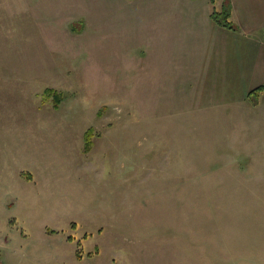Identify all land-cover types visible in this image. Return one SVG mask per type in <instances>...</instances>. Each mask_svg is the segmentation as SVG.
Returning a JSON list of instances; mask_svg holds the SVG:
<instances>
[{"label":"rangeland","instance_id":"1","mask_svg":"<svg viewBox=\"0 0 264 264\" xmlns=\"http://www.w3.org/2000/svg\"><path fill=\"white\" fill-rule=\"evenodd\" d=\"M143 32L134 4L0 0V264H264V113L141 102Z\"/></svg>","mask_w":264,"mask_h":264},{"label":"crops","instance_id":"2","mask_svg":"<svg viewBox=\"0 0 264 264\" xmlns=\"http://www.w3.org/2000/svg\"><path fill=\"white\" fill-rule=\"evenodd\" d=\"M111 2L134 4L141 10L142 48L128 57L131 65L142 69L141 102L154 100L173 106L184 100L201 112L223 105V111L232 110L231 114L239 110L264 113V89L253 93L264 85V0H214V4L210 0ZM75 3L76 9L64 24L65 37L91 38L86 32L91 26L97 28L99 17L83 11L84 2ZM223 4H229L228 19L237 31L219 26L210 18L213 7L221 11ZM85 44L89 43L82 40L80 46ZM135 81L126 87L134 86ZM252 97L255 106L250 103ZM154 111L165 116V109L158 105Z\"/></svg>","mask_w":264,"mask_h":264},{"label":"trees","instance_id":"3","mask_svg":"<svg viewBox=\"0 0 264 264\" xmlns=\"http://www.w3.org/2000/svg\"><path fill=\"white\" fill-rule=\"evenodd\" d=\"M210 2L211 4H214V0H210ZM210 18L219 26L225 27L230 30L237 31V27L228 19L229 18V4H223V8L221 11H215V8L213 7V11L210 14ZM263 89H264V85L253 90V93L256 91H261ZM60 100H62V94H61Z\"/></svg>","mask_w":264,"mask_h":264}]
</instances>
